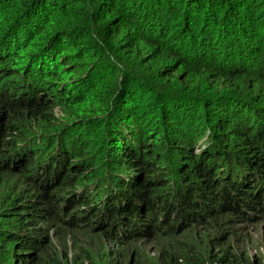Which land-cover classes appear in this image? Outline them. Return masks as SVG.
Listing matches in <instances>:
<instances>
[{"label":"trees","instance_id":"obj_1","mask_svg":"<svg viewBox=\"0 0 264 264\" xmlns=\"http://www.w3.org/2000/svg\"><path fill=\"white\" fill-rule=\"evenodd\" d=\"M264 0H0V264H264Z\"/></svg>","mask_w":264,"mask_h":264},{"label":"rangeland","instance_id":"obj_2","mask_svg":"<svg viewBox=\"0 0 264 264\" xmlns=\"http://www.w3.org/2000/svg\"><path fill=\"white\" fill-rule=\"evenodd\" d=\"M251 232V248H248L250 255H254L255 251L260 250L264 255V221L258 225L248 229Z\"/></svg>","mask_w":264,"mask_h":264}]
</instances>
